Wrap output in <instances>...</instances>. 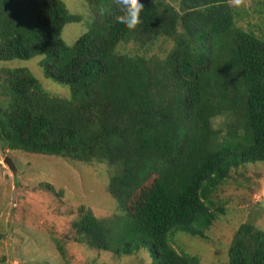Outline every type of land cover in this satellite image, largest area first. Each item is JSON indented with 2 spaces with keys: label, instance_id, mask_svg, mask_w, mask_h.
I'll use <instances>...</instances> for the list:
<instances>
[{
  "label": "trees",
  "instance_id": "trees-1",
  "mask_svg": "<svg viewBox=\"0 0 264 264\" xmlns=\"http://www.w3.org/2000/svg\"><path fill=\"white\" fill-rule=\"evenodd\" d=\"M85 2L89 28L67 44L62 28L81 16L62 0H0V61L42 55L45 76L71 91L51 95L27 68L0 66L1 145L112 167L119 212L80 205L75 240H123L126 253L142 242L151 264H199L167 234L204 236L211 190L232 167L264 162V38L235 24L228 0H140L134 30L112 0ZM227 263L264 264V230L241 223Z\"/></svg>",
  "mask_w": 264,
  "mask_h": 264
},
{
  "label": "rangeland",
  "instance_id": "rangeland-1",
  "mask_svg": "<svg viewBox=\"0 0 264 264\" xmlns=\"http://www.w3.org/2000/svg\"><path fill=\"white\" fill-rule=\"evenodd\" d=\"M62 1L70 12L81 16L61 31L63 40L72 44L89 28V7L85 0ZM228 1L237 10L235 24L264 38V0ZM42 57L1 60L0 66L27 68L49 94L69 97V85L45 76ZM5 156L11 159L13 170L4 162ZM111 173L106 162L84 163L13 150L0 142V264H151L142 242L126 253L123 240L111 241L110 249L96 250L74 239L71 222L80 205L98 217L119 212L107 190ZM210 198L216 217L203 230L204 236L177 227L168 232L167 241L178 252L195 255L199 264H228L227 248L241 223L264 230V162L232 167L222 184L211 190Z\"/></svg>",
  "mask_w": 264,
  "mask_h": 264
},
{
  "label": "clouds",
  "instance_id": "clouds-1",
  "mask_svg": "<svg viewBox=\"0 0 264 264\" xmlns=\"http://www.w3.org/2000/svg\"><path fill=\"white\" fill-rule=\"evenodd\" d=\"M239 0H237V3ZM113 5L121 9L122 18L118 20L121 28L134 30L137 25L142 23L141 11L145 7L140 0H112Z\"/></svg>",
  "mask_w": 264,
  "mask_h": 264
},
{
  "label": "water",
  "instance_id": "water-1",
  "mask_svg": "<svg viewBox=\"0 0 264 264\" xmlns=\"http://www.w3.org/2000/svg\"><path fill=\"white\" fill-rule=\"evenodd\" d=\"M4 162L7 164V166L10 168V169H14V167H13V163H12V161H11V159L9 158V157H7V156H5L4 157Z\"/></svg>",
  "mask_w": 264,
  "mask_h": 264
}]
</instances>
